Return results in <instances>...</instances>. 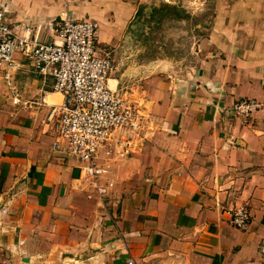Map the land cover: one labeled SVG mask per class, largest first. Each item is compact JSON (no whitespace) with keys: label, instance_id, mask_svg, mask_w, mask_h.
<instances>
[{"label":"crops","instance_id":"1","mask_svg":"<svg viewBox=\"0 0 264 264\" xmlns=\"http://www.w3.org/2000/svg\"><path fill=\"white\" fill-rule=\"evenodd\" d=\"M0 6L16 34L44 44L58 42L67 15L95 22L98 43L115 46L137 12V0ZM202 8L212 14L196 65L122 78L141 122L122 135V157L99 180L102 196L46 124L63 103L52 79L20 55L0 65V264H264V0H204ZM244 98L261 107L232 116ZM239 204L250 212L245 230L229 223Z\"/></svg>","mask_w":264,"mask_h":264},{"label":"built area","instance_id":"2","mask_svg":"<svg viewBox=\"0 0 264 264\" xmlns=\"http://www.w3.org/2000/svg\"><path fill=\"white\" fill-rule=\"evenodd\" d=\"M5 13L0 6V65L13 66L15 55H20L39 74L52 79V89L63 96V103L50 107L46 124L80 162L84 183L95 187L99 196L105 195L99 180L108 175L113 157H122V135L138 130L142 115L124 91L109 85L113 61L97 41V24L61 16L58 42L44 44L16 34ZM35 105L46 106L44 97ZM260 107L255 100L242 99L230 111L236 118L247 119ZM249 219L248 207L239 204L230 212L229 223L245 230ZM126 264L135 263L128 259Z\"/></svg>","mask_w":264,"mask_h":264},{"label":"rangeland","instance_id":"3","mask_svg":"<svg viewBox=\"0 0 264 264\" xmlns=\"http://www.w3.org/2000/svg\"><path fill=\"white\" fill-rule=\"evenodd\" d=\"M203 1L137 0V11L141 13L133 19L122 40L115 46L99 44L113 61L110 80H118L117 89L124 91L122 87L130 86V82H123L125 79L142 81L172 71L181 74L198 63L203 26L212 14L209 8H202ZM165 5L174 7L175 11L163 9ZM153 8L160 11L151 14ZM176 13L185 17L177 19ZM153 65L155 69L151 68ZM113 83L109 81L111 88Z\"/></svg>","mask_w":264,"mask_h":264},{"label":"trees","instance_id":"4","mask_svg":"<svg viewBox=\"0 0 264 264\" xmlns=\"http://www.w3.org/2000/svg\"><path fill=\"white\" fill-rule=\"evenodd\" d=\"M162 8H163V9L165 8V9H167V10L175 11V8L172 7V6H169V5H165V6H163ZM158 11H160V10H159V9H156V8H153V9L151 10V14L156 13V12H158ZM139 13H141V11H137L135 17H136ZM175 17H176L177 19H183L185 16H184V15H179L178 13H176ZM130 26H131V23H130Z\"/></svg>","mask_w":264,"mask_h":264},{"label":"water","instance_id":"5","mask_svg":"<svg viewBox=\"0 0 264 264\" xmlns=\"http://www.w3.org/2000/svg\"><path fill=\"white\" fill-rule=\"evenodd\" d=\"M113 69H114V65H113ZM112 74H113V70H112V72H111V75H110V76H112Z\"/></svg>","mask_w":264,"mask_h":264}]
</instances>
